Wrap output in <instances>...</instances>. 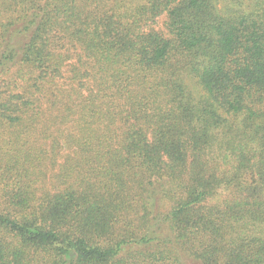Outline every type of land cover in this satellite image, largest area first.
Returning <instances> with one entry per match:
<instances>
[{
  "label": "trees",
  "instance_id": "trees-1",
  "mask_svg": "<svg viewBox=\"0 0 264 264\" xmlns=\"http://www.w3.org/2000/svg\"><path fill=\"white\" fill-rule=\"evenodd\" d=\"M218 1L0 0V264H264V0Z\"/></svg>",
  "mask_w": 264,
  "mask_h": 264
},
{
  "label": "rangeland",
  "instance_id": "rangeland-1",
  "mask_svg": "<svg viewBox=\"0 0 264 264\" xmlns=\"http://www.w3.org/2000/svg\"><path fill=\"white\" fill-rule=\"evenodd\" d=\"M244 1L246 3L249 2L248 0H244ZM222 4H223V0H219L218 1V5L221 6ZM5 20H6L5 16H2V18L0 20V31L3 29L2 28L3 27L2 24H3V22H5ZM165 21H166V16L163 14V16L159 17L158 23H156V27L158 29L164 30ZM187 80H188V84H189L190 88L193 90V92L196 95H200L201 91H200V88L196 85V83L191 78H187Z\"/></svg>",
  "mask_w": 264,
  "mask_h": 264
}]
</instances>
